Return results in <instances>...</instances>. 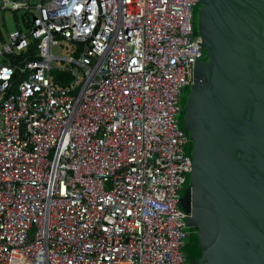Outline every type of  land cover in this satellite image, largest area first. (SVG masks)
Instances as JSON below:
<instances>
[{"label": "built area", "instance_id": "2783aa9c", "mask_svg": "<svg viewBox=\"0 0 264 264\" xmlns=\"http://www.w3.org/2000/svg\"><path fill=\"white\" fill-rule=\"evenodd\" d=\"M197 1L0 0V264H187Z\"/></svg>", "mask_w": 264, "mask_h": 264}, {"label": "water", "instance_id": "95a60500", "mask_svg": "<svg viewBox=\"0 0 264 264\" xmlns=\"http://www.w3.org/2000/svg\"><path fill=\"white\" fill-rule=\"evenodd\" d=\"M203 56L182 95L191 264H264V0H198Z\"/></svg>", "mask_w": 264, "mask_h": 264}, {"label": "rangeland", "instance_id": "374dc122", "mask_svg": "<svg viewBox=\"0 0 264 264\" xmlns=\"http://www.w3.org/2000/svg\"><path fill=\"white\" fill-rule=\"evenodd\" d=\"M1 21V24H2V27H6V29L8 31H11L15 26H14V23H13V14L8 12V13H5L3 17H1L0 19ZM65 47L64 48H67L66 47V44L61 42ZM69 46V45H67ZM54 51L57 53V54H61V55H65L67 54V51L65 49H62V48H55ZM186 89V88H185ZM184 89V90H185ZM184 90H183V93H184ZM183 95V94H182ZM181 117V116H180ZM180 117H179V120H180ZM188 232V236L186 238V244L189 243V234L193 231H195L194 228H187L186 230ZM188 249V248H187ZM187 249H186V255H187ZM187 264H191L190 262H188L187 260Z\"/></svg>", "mask_w": 264, "mask_h": 264}, {"label": "trees", "instance_id": "16d2710c", "mask_svg": "<svg viewBox=\"0 0 264 264\" xmlns=\"http://www.w3.org/2000/svg\"><path fill=\"white\" fill-rule=\"evenodd\" d=\"M55 75L57 74V76H56V78H58L59 76H61V77H59L60 78V80H61V84L63 85V86H66V85H68V83H69V81L71 80V78H72V75L69 73V72H62V74H58V72L57 71H54L53 72ZM59 75V76H58ZM58 80V79H57Z\"/></svg>", "mask_w": 264, "mask_h": 264}, {"label": "flooded vegetation", "instance_id": "af4514ba", "mask_svg": "<svg viewBox=\"0 0 264 264\" xmlns=\"http://www.w3.org/2000/svg\"><path fill=\"white\" fill-rule=\"evenodd\" d=\"M187 249V248H186ZM186 256V255H185ZM186 261H187V257H186Z\"/></svg>", "mask_w": 264, "mask_h": 264}]
</instances>
